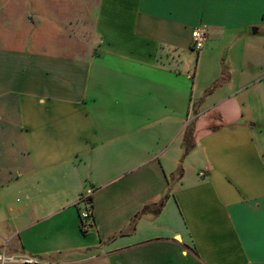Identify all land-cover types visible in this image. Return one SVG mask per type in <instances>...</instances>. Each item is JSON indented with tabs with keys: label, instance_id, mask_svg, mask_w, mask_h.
Here are the masks:
<instances>
[{
	"label": "crops",
	"instance_id": "1",
	"mask_svg": "<svg viewBox=\"0 0 264 264\" xmlns=\"http://www.w3.org/2000/svg\"><path fill=\"white\" fill-rule=\"evenodd\" d=\"M0 255L264 264V0H0Z\"/></svg>",
	"mask_w": 264,
	"mask_h": 264
},
{
	"label": "built area",
	"instance_id": "2",
	"mask_svg": "<svg viewBox=\"0 0 264 264\" xmlns=\"http://www.w3.org/2000/svg\"><path fill=\"white\" fill-rule=\"evenodd\" d=\"M207 41H208V36L205 29H195L192 32L193 49L196 52L202 51ZM93 227H94V222L91 213L89 211L83 212L81 214V224H80V229L82 233L84 234L89 233L90 231H92ZM25 262H29L33 264L35 261L33 260L27 261L19 257L8 258V257H4L3 255H0V264H19V263L21 264Z\"/></svg>",
	"mask_w": 264,
	"mask_h": 264
},
{
	"label": "water",
	"instance_id": "3",
	"mask_svg": "<svg viewBox=\"0 0 264 264\" xmlns=\"http://www.w3.org/2000/svg\"><path fill=\"white\" fill-rule=\"evenodd\" d=\"M253 32L255 33V29L253 30Z\"/></svg>",
	"mask_w": 264,
	"mask_h": 264
}]
</instances>
